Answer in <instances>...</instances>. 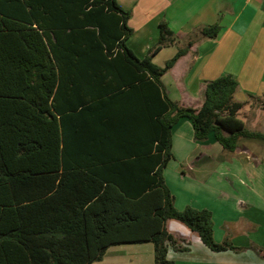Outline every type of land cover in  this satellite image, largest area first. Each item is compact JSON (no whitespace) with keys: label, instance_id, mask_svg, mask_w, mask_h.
Listing matches in <instances>:
<instances>
[{"label":"trees","instance_id":"16d2710c","mask_svg":"<svg viewBox=\"0 0 264 264\" xmlns=\"http://www.w3.org/2000/svg\"><path fill=\"white\" fill-rule=\"evenodd\" d=\"M130 19L117 0H0V264H93L111 247L147 243L155 264H175L170 249L190 244L169 220L213 252L237 250L214 240L211 212L176 208L163 172L184 118L196 142L213 135L228 152L264 133L238 117L245 103L232 75L206 83L199 109L173 101L162 79L194 41L158 66L177 34L161 22L139 59Z\"/></svg>","mask_w":264,"mask_h":264},{"label":"crops","instance_id":"0c3cea01","mask_svg":"<svg viewBox=\"0 0 264 264\" xmlns=\"http://www.w3.org/2000/svg\"><path fill=\"white\" fill-rule=\"evenodd\" d=\"M117 1L131 12L129 26L134 33L127 45L139 59L156 45L163 21L179 40L154 57L156 65L163 67L179 48L194 41L189 53L162 79L173 101L199 109L206 83L232 75L239 82L235 100L245 103L238 116L248 130L264 133V0ZM214 24L222 27L219 36L201 38L200 30ZM263 146L241 139L239 148L228 152L213 135L206 142H196L187 118L174 127L175 159L163 174L176 208L211 212L214 240L237 248L213 252L197 233L169 220V233L190 244L187 252L170 249L168 258L175 264H264ZM93 264H155L154 245L111 247L102 261Z\"/></svg>","mask_w":264,"mask_h":264},{"label":"rangeland","instance_id":"374dc122","mask_svg":"<svg viewBox=\"0 0 264 264\" xmlns=\"http://www.w3.org/2000/svg\"><path fill=\"white\" fill-rule=\"evenodd\" d=\"M253 102H255L256 103V100H253ZM239 117V116H238ZM240 118V117H239ZM255 142V145L256 146H258V145H264V143H262V142H257V141H254ZM263 148H264V146H263Z\"/></svg>","mask_w":264,"mask_h":264}]
</instances>
